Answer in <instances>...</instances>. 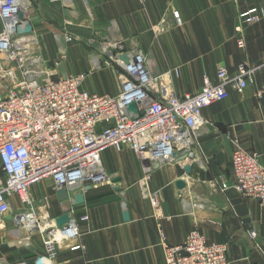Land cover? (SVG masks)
<instances>
[{"label": "crops", "instance_id": "obj_1", "mask_svg": "<svg viewBox=\"0 0 264 264\" xmlns=\"http://www.w3.org/2000/svg\"><path fill=\"white\" fill-rule=\"evenodd\" d=\"M34 4L31 21L43 38L53 76L89 72L84 86L92 91L112 95L119 91L115 68L92 69V52L104 59L101 43L124 42L128 50L142 49L147 59L152 54L165 90L179 96L199 92L205 76L215 81L221 66L231 73L241 64L258 69L242 92L231 91L228 98L203 111L206 125L197 138L199 159L153 166L146 185L150 192H158L156 205L140 185L149 160L127 147L108 148L101 161L112 180L84 191L85 202L73 207L76 236L62 239L59 230L52 233L59 240L55 258L45 259L47 231L29 234L21 226L17 233L14 216L28 208L13 196L11 211L0 221V260L9 264H165L162 234L170 244H181L198 228L209 242L228 245L230 264H264V205L234 189L220 188L223 177L231 174V154L237 144L257 152L264 165V0H35ZM252 7L263 14L248 24L241 14ZM175 12L182 19L180 25ZM56 31L76 38L59 42ZM240 37L244 48L238 45ZM63 52L66 57L60 65ZM3 95L0 88V98ZM118 176L121 181L114 182ZM180 180L186 184L183 189L177 187ZM31 197L39 226H54L64 210L53 180L34 184ZM125 210L129 219L124 217ZM251 230L256 232L254 238Z\"/></svg>", "mask_w": 264, "mask_h": 264}, {"label": "built area", "instance_id": "obj_2", "mask_svg": "<svg viewBox=\"0 0 264 264\" xmlns=\"http://www.w3.org/2000/svg\"><path fill=\"white\" fill-rule=\"evenodd\" d=\"M27 2L0 0V82L4 93L0 98V221L11 211V198L17 196L28 208L15 214L18 225H25L18 221L21 216H32L39 225L31 188L43 180H53L56 188L74 186L82 192L110 182L112 178L101 161L108 148L127 147L149 160L140 185L156 205L158 192H150L146 185L153 166L197 158V138L206 125L203 111L228 98L231 91L242 92L253 81L258 66L241 64L234 73L221 66L215 81L205 76L199 92L179 96L165 90L161 76L154 73L142 49L128 50L124 42L101 43L104 59L92 52V69L115 68L119 91L115 95L99 93L84 86L89 72L53 76L55 70L47 68L31 21L35 13H28L35 0ZM20 12L27 14L31 32H17V25L27 22L19 17ZM262 14L252 7L241 17L249 24ZM175 18L180 25L177 12ZM62 32H54L59 42L76 38ZM238 45L246 46L243 37ZM124 54L130 55L128 62L122 59ZM65 57L63 52L58 64ZM132 102L137 103L138 115L128 111ZM220 188L234 189L264 205V165L259 154L237 144L231 154V174L223 177ZM41 210L46 214L45 207ZM47 224L45 259L50 261L59 243L53 234L59 230L62 239H71L78 230L73 220L65 229ZM250 234L254 238L255 230ZM162 246L165 264H230L228 245L209 242L198 228L192 229L181 244H170L162 234Z\"/></svg>", "mask_w": 264, "mask_h": 264}, {"label": "water", "instance_id": "obj_3", "mask_svg": "<svg viewBox=\"0 0 264 264\" xmlns=\"http://www.w3.org/2000/svg\"><path fill=\"white\" fill-rule=\"evenodd\" d=\"M29 14H33L35 13V8L31 7L28 11ZM19 17L23 20H26L27 22L22 23V24H18L16 29L17 32L19 33H28L31 32L33 30V26L32 24L28 21V16L26 13L24 12H20L19 13ZM130 55L129 54H124L122 56V59L126 62H128ZM148 61L149 63H152L154 65L155 68V74L159 75L160 70L158 65L156 64L155 58L152 54H150L148 56ZM2 87V84L0 82V88ZM128 111L131 114H135L138 115L139 114V109L137 106V103L132 102L128 105ZM141 113V112H140ZM185 158V156L183 157ZM197 159H199V157H197ZM190 166L186 167V171L187 173H190ZM121 181V177L118 176L115 178L114 182H119ZM186 186L185 182L180 180L177 182V187L179 189H183ZM58 194H59V199L63 202V214H61L59 217L56 218L55 220V224L56 227L59 229H65V228H69V224L72 220V210L73 207L79 206L81 204H83L85 202V196L84 193L82 191H75L76 188L74 186H58ZM124 217L125 219H129V215H128V211L125 210L124 211ZM0 264H9L7 262H5L4 260H0Z\"/></svg>", "mask_w": 264, "mask_h": 264}, {"label": "rangeland", "instance_id": "obj_4", "mask_svg": "<svg viewBox=\"0 0 264 264\" xmlns=\"http://www.w3.org/2000/svg\"><path fill=\"white\" fill-rule=\"evenodd\" d=\"M28 1V0H27ZM43 38H39V40H40V50H41V53H42V55H43V59H45V61H47V59H46V57H45V54H44V51H43V49L45 50V47H44V45L43 44H41V40H42ZM44 43V42H43ZM54 46H55V44H54ZM96 47H98V46H96ZM55 49V48H54ZM47 64V68L48 69H51L49 66H48V62L46 63ZM108 68H110V67H108ZM108 74H110L111 76H112V70L110 71V69H108ZM106 72V73H107ZM114 74V73H113ZM171 86V85H170ZM21 223H23L24 224V222H21ZM41 223V222H40ZM25 226V225H24ZM26 227V226H25ZM17 229H19V230H17L18 232L17 233H19V232H21L20 230H21V224L20 225H18L17 227H16ZM46 226H40V228L39 229H37V228H31V226H30V228L28 229L27 227L26 228H24V230H26V231H28L29 232V234H33V233H36V231H39L40 229H42V231H45L46 230ZM35 229V230H34ZM47 232H48V230H47ZM46 232V233H47Z\"/></svg>", "mask_w": 264, "mask_h": 264}, {"label": "bare ground", "instance_id": "obj_5", "mask_svg": "<svg viewBox=\"0 0 264 264\" xmlns=\"http://www.w3.org/2000/svg\"><path fill=\"white\" fill-rule=\"evenodd\" d=\"M21 3L27 4V0H20ZM19 222H24L25 226L29 229L30 226L31 228H37L39 229V225L37 224V221L35 220V218H33L32 216H21L18 219ZM17 222V221H16ZM48 228V227H47ZM73 229V227H72ZM35 230V229H34ZM74 230V229H73Z\"/></svg>", "mask_w": 264, "mask_h": 264}]
</instances>
